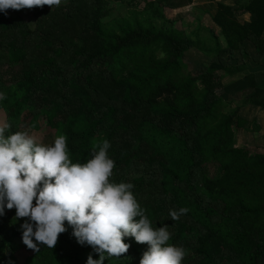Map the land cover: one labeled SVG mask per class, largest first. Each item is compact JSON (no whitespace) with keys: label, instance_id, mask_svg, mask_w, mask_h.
I'll return each mask as SVG.
<instances>
[{"label":"trees","instance_id":"obj_1","mask_svg":"<svg viewBox=\"0 0 264 264\" xmlns=\"http://www.w3.org/2000/svg\"><path fill=\"white\" fill-rule=\"evenodd\" d=\"M191 2L143 0L142 8L114 15L109 0H62L21 8L32 26L11 8L0 12L6 95L0 110L9 133L29 134L43 119L54 139L66 137L73 163L108 140L109 179L133 184L153 227L167 225L168 243L185 249L181 264H264V153L237 145L243 120L217 92V71L235 52L247 58L245 40L255 48L253 59L264 56V0L217 3L211 19L219 34L197 27L187 35L163 9ZM241 11L248 21L237 18ZM190 49L213 59L192 71L183 58ZM181 207L188 212L173 221L169 210ZM25 219L14 208L0 215V264H85L90 253L98 257L66 221L52 249L28 248L21 239ZM123 239L128 250L102 264H139L147 244ZM19 250L27 252L22 261Z\"/></svg>","mask_w":264,"mask_h":264},{"label":"clouds","instance_id":"obj_2","mask_svg":"<svg viewBox=\"0 0 264 264\" xmlns=\"http://www.w3.org/2000/svg\"><path fill=\"white\" fill-rule=\"evenodd\" d=\"M61 0H0V12L48 5ZM6 98L0 92V101ZM8 123L0 124V215L15 209L21 224V239L28 248L38 251L41 245L53 248L58 234L66 230L65 221L81 245L91 246L85 264H102L108 257L125 253V237L146 243L139 264H181L185 249L168 243L167 225L153 227L145 210L136 200L133 184L114 182V161L103 140L94 146L91 158L73 163L69 159L66 137L58 135L51 144L38 142L24 131L9 133ZM35 201V203H33ZM188 209L169 210L175 221Z\"/></svg>","mask_w":264,"mask_h":264},{"label":"crops","instance_id":"obj_3","mask_svg":"<svg viewBox=\"0 0 264 264\" xmlns=\"http://www.w3.org/2000/svg\"><path fill=\"white\" fill-rule=\"evenodd\" d=\"M236 1L192 0L190 4L182 7L165 8L172 12L176 11L177 16L182 17V19L185 14L191 13V21L188 23L190 28L186 25L187 31L177 25V28L184 30L185 33H190L197 27H211L219 34V28L211 19L216 11V4L222 3L236 7ZM203 13L207 15L208 19L202 17ZM168 14L171 13L167 12ZM168 17L173 19L171 16ZM237 18L240 21H248L249 13L246 11L238 12ZM244 45L248 54L247 58L243 59L239 52H235V57L230 60L227 67L217 71L222 83V87L217 92L227 109H236L243 120L244 127L237 129L235 135L237 145L245 146L253 153H264V56L258 60L253 59L255 53L253 44L245 40ZM188 55H193L196 62L201 65L204 62L205 66L213 59L205 56L197 49H190L185 52V57ZM205 66L198 65V67Z\"/></svg>","mask_w":264,"mask_h":264},{"label":"rangeland","instance_id":"obj_4","mask_svg":"<svg viewBox=\"0 0 264 264\" xmlns=\"http://www.w3.org/2000/svg\"><path fill=\"white\" fill-rule=\"evenodd\" d=\"M109 1H110V6H112L114 8L113 9L114 15L120 14L121 12L125 11L127 7H130V8L136 7L137 9H139V8H142V6H143V0L131 1L130 3H132V2L133 3L130 6H128L127 4H124V2L128 3L125 0H122V2L113 1V0H109ZM61 2H62V0H61ZM136 3H138V4H136ZM132 5H134V6H132ZM207 11H208V9H207ZM163 12H164V14L166 12L165 16L167 18L170 19V17H168V16H171L173 18V19H170V20H173L172 26L177 28V25H178L179 28H184V30L187 31L186 25L188 26V23H190V21H191V16H192L191 13L185 14L184 18L182 19V17L177 16L176 11L172 12L171 10L164 8ZM167 12H169L171 14L167 15ZM10 14L11 15H15V14L22 15L28 21V23L31 26L33 25V21H34L33 18H31L30 15H28L27 13H23L21 11V9H13ZM202 17L204 19H208L207 15L204 13L202 14ZM188 28H190V25L188 26ZM184 34L188 35L189 33H184ZM184 60L187 62V64H189V68H191L192 71L194 69H197L198 65L205 66L204 62H202V65L199 62H196V58L193 55H188L187 57H185V54H184ZM195 62L197 63V65L195 64ZM205 63H207V62H205ZM43 122H44L43 119H39V123L42 124L41 128L37 129V130H33L29 134L34 135L37 138L38 142H40V143L51 144L54 141V135H53L54 130L45 128V125L43 124ZM2 123H5V115H4L3 111L0 110V124H2ZM26 254H27V252L25 250H19L16 253V256H17L19 261H22Z\"/></svg>","mask_w":264,"mask_h":264}]
</instances>
